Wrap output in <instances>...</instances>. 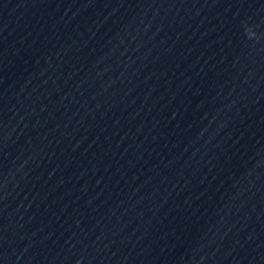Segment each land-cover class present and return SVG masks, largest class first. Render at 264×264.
I'll use <instances>...</instances> for the list:
<instances>
[{
	"label": "water",
	"instance_id": "obj_1",
	"mask_svg": "<svg viewBox=\"0 0 264 264\" xmlns=\"http://www.w3.org/2000/svg\"><path fill=\"white\" fill-rule=\"evenodd\" d=\"M0 264H264V0H0Z\"/></svg>",
	"mask_w": 264,
	"mask_h": 264
}]
</instances>
